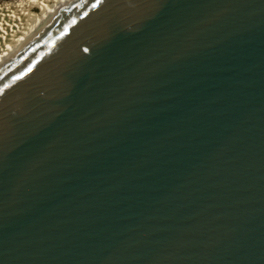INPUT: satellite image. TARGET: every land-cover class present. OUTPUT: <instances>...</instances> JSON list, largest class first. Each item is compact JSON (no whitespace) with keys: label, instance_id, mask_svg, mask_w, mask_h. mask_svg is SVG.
Listing matches in <instances>:
<instances>
[{"label":"water","instance_id":"water-1","mask_svg":"<svg viewBox=\"0 0 264 264\" xmlns=\"http://www.w3.org/2000/svg\"><path fill=\"white\" fill-rule=\"evenodd\" d=\"M0 264H264V0L50 5L0 56Z\"/></svg>","mask_w":264,"mask_h":264},{"label":"bare ground","instance_id":"bare-ground-1","mask_svg":"<svg viewBox=\"0 0 264 264\" xmlns=\"http://www.w3.org/2000/svg\"><path fill=\"white\" fill-rule=\"evenodd\" d=\"M59 0H2L0 2V56L18 43Z\"/></svg>","mask_w":264,"mask_h":264},{"label":"rangeland","instance_id":"rangeland-1","mask_svg":"<svg viewBox=\"0 0 264 264\" xmlns=\"http://www.w3.org/2000/svg\"><path fill=\"white\" fill-rule=\"evenodd\" d=\"M2 0H0V2H1Z\"/></svg>","mask_w":264,"mask_h":264},{"label":"snow or ice","instance_id":"snow-or-ice-1","mask_svg":"<svg viewBox=\"0 0 264 264\" xmlns=\"http://www.w3.org/2000/svg\"><path fill=\"white\" fill-rule=\"evenodd\" d=\"M93 6H95V5H93Z\"/></svg>","mask_w":264,"mask_h":264}]
</instances>
